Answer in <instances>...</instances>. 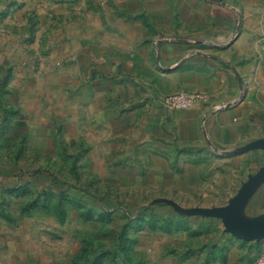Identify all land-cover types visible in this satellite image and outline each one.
<instances>
[{"label":"rangeland","instance_id":"obj_1","mask_svg":"<svg viewBox=\"0 0 264 264\" xmlns=\"http://www.w3.org/2000/svg\"><path fill=\"white\" fill-rule=\"evenodd\" d=\"M225 4L229 23L193 0H1L0 44L10 56L4 69L13 87L53 86L50 75L61 74L70 90L78 73L84 94L93 85L102 92L118 83L105 78L114 67L131 77L136 67L124 62L155 59V41L204 39L200 49L234 70L246 101L264 112V0ZM215 23L227 31L216 32ZM93 68L103 79L90 84ZM43 130L30 128L27 151L15 154L20 189L9 198L14 224L0 219V264H252L264 256V241L239 242L220 220L187 217L170 204L226 206L246 176L241 162L199 143L165 160L144 153L92 172L82 159L76 169L71 156L80 149L48 142ZM236 243L245 251H231Z\"/></svg>","mask_w":264,"mask_h":264},{"label":"crops","instance_id":"obj_2","mask_svg":"<svg viewBox=\"0 0 264 264\" xmlns=\"http://www.w3.org/2000/svg\"><path fill=\"white\" fill-rule=\"evenodd\" d=\"M193 1L197 6H212L215 18L232 21L225 7L227 0ZM215 24L216 32L227 31V24ZM199 28L206 31V27ZM168 42L161 45L155 41V59L142 55L138 61L124 62L136 67L133 76L114 67V73L105 78L118 80L115 86L100 92L93 85L86 94L79 89L78 73L70 75L75 80L70 90L62 86L61 74L50 75L54 76L53 86L44 80L49 88L45 82L34 89L13 87L10 72L4 69L10 56L0 44V201L7 202L5 208L1 203L0 213L12 217L10 221L0 215L1 220L14 224V213L8 204L20 187L14 184L17 167L13 161L16 152L27 151L32 127L44 129L40 134L48 142H67L77 152L80 149L82 153L71 156L76 169L82 159L92 172L100 166H123L120 162L141 160L144 153L165 160L175 149H190L199 143L209 144L230 158L227 160H236L247 168L237 193L264 169V112L246 101L238 74L200 49L208 43L204 39ZM146 68L151 70L150 77ZM87 79L95 84L91 81L103 79V74L93 68ZM127 79L135 83L129 84ZM185 91L202 93L206 101L184 110L169 111L164 107L166 97ZM242 216L248 222L264 221V182L248 198ZM235 246L231 251H245L241 245ZM202 263L198 260L197 264ZM216 264L229 263L225 258Z\"/></svg>","mask_w":264,"mask_h":264},{"label":"water","instance_id":"obj_3","mask_svg":"<svg viewBox=\"0 0 264 264\" xmlns=\"http://www.w3.org/2000/svg\"><path fill=\"white\" fill-rule=\"evenodd\" d=\"M1 2V0H0ZM264 182V169L245 183L229 204L220 208H196L185 210L170 201L181 214L186 216H203L222 221L226 232L245 242H261L264 240V221L248 222L242 213L250 195Z\"/></svg>","mask_w":264,"mask_h":264},{"label":"built area","instance_id":"obj_4","mask_svg":"<svg viewBox=\"0 0 264 264\" xmlns=\"http://www.w3.org/2000/svg\"><path fill=\"white\" fill-rule=\"evenodd\" d=\"M206 101V96L199 92H181L169 95L163 100L164 107L169 111L184 110ZM253 264H264V256H259Z\"/></svg>","mask_w":264,"mask_h":264},{"label":"trees","instance_id":"obj_5","mask_svg":"<svg viewBox=\"0 0 264 264\" xmlns=\"http://www.w3.org/2000/svg\"><path fill=\"white\" fill-rule=\"evenodd\" d=\"M0 215L4 218V219H8V220H12V217H11V215L10 214H6L5 212H2V213H0Z\"/></svg>","mask_w":264,"mask_h":264}]
</instances>
